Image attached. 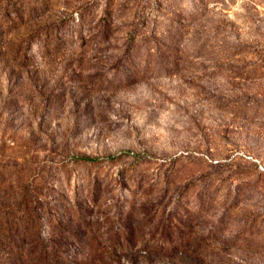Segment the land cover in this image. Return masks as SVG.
I'll return each mask as SVG.
<instances>
[{
	"label": "rangeland",
	"instance_id": "rangeland-1",
	"mask_svg": "<svg viewBox=\"0 0 264 264\" xmlns=\"http://www.w3.org/2000/svg\"><path fill=\"white\" fill-rule=\"evenodd\" d=\"M0 264H264V0H0Z\"/></svg>",
	"mask_w": 264,
	"mask_h": 264
}]
</instances>
